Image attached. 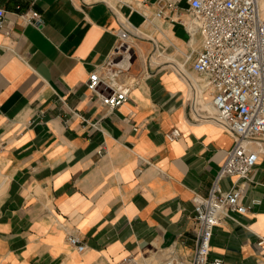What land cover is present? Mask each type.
I'll list each match as a JSON object with an SVG mask.
<instances>
[{
  "label": "crops",
  "instance_id": "obj_1",
  "mask_svg": "<svg viewBox=\"0 0 264 264\" xmlns=\"http://www.w3.org/2000/svg\"><path fill=\"white\" fill-rule=\"evenodd\" d=\"M163 4L0 0V264L193 257L194 197L208 195L234 136L210 116L203 78L190 74L202 36L179 20L189 17L188 3L159 16ZM18 6L37 10L42 26L24 23ZM122 22L142 34L132 36L133 56L116 52ZM155 49V62L174 67L148 64ZM108 60L124 68L120 81L132 89L114 110L87 88ZM175 127L181 136L169 139ZM238 182L227 176L220 186ZM243 201L245 214L215 227L209 264H264V151ZM70 233L85 242L83 252Z\"/></svg>",
  "mask_w": 264,
  "mask_h": 264
},
{
  "label": "built area",
  "instance_id": "obj_2",
  "mask_svg": "<svg viewBox=\"0 0 264 264\" xmlns=\"http://www.w3.org/2000/svg\"><path fill=\"white\" fill-rule=\"evenodd\" d=\"M182 0H164L158 9L163 16L176 10ZM190 18L179 20L189 29L195 25L202 36V45L193 62V70L203 79L202 91L211 94L210 116L234 136L232 147L216 175L207 196L194 197V219L197 225L196 248L193 257L173 254L158 264H209L214 229L232 212L245 214L249 206L243 201L250 174L259 164L264 151V10L260 0H185ZM17 14L26 24L42 26L41 14L34 9L17 7ZM7 24V10L0 6V31ZM12 30H7L11 34ZM131 30L125 22L118 29L116 52L128 53ZM118 65V64H117ZM108 60L93 70L87 88L97 103L114 110L129 99L131 86L120 81L124 68ZM169 139L181 136L179 128L167 134ZM5 142L0 137V152ZM106 150L103 147L100 153ZM236 177L240 182L223 190L224 177ZM69 243L79 252L86 244L76 234L68 235ZM213 264H224L217 257ZM122 264H145L140 258L128 256Z\"/></svg>",
  "mask_w": 264,
  "mask_h": 264
},
{
  "label": "rangeland",
  "instance_id": "obj_3",
  "mask_svg": "<svg viewBox=\"0 0 264 264\" xmlns=\"http://www.w3.org/2000/svg\"><path fill=\"white\" fill-rule=\"evenodd\" d=\"M189 18H190V15H189V17H187V21L189 20ZM128 23V22H127ZM126 23V24H127ZM130 23H129V28H130ZM130 30H131V37L128 39V41H127V43L130 45V51H129V53L133 56L134 55V49H135V43H136V41H134L133 40V38H132V36L133 37H137V33H139L140 35H142L141 34V32L139 31V30H137V29H135V28H130ZM161 52H162V55H165V56H171L169 53H167L166 51H164V50H162L161 49ZM156 55H159V52L157 51V49H155L151 54H150V56L147 58V63L148 64H151L153 67H156V66H158V65H160V66H165V65H170V66H173L174 67V65L172 64V63H169V62H164L163 60H160L159 62H155L153 59H154V57L156 56ZM190 74H192V75H194V77L197 79L198 78V76H199V74H197L196 72H191L190 71Z\"/></svg>",
  "mask_w": 264,
  "mask_h": 264
},
{
  "label": "bare ground",
  "instance_id": "obj_4",
  "mask_svg": "<svg viewBox=\"0 0 264 264\" xmlns=\"http://www.w3.org/2000/svg\"><path fill=\"white\" fill-rule=\"evenodd\" d=\"M208 95H209V98H208V100H205L204 103L206 104L207 107H211V103H210V101H211V98H210L211 94L208 92Z\"/></svg>",
  "mask_w": 264,
  "mask_h": 264
}]
</instances>
